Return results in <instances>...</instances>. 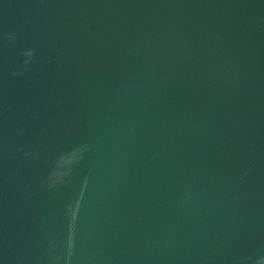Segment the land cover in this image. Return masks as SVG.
Segmentation results:
<instances>
[{
	"label": "water",
	"instance_id": "water-1",
	"mask_svg": "<svg viewBox=\"0 0 264 264\" xmlns=\"http://www.w3.org/2000/svg\"><path fill=\"white\" fill-rule=\"evenodd\" d=\"M0 264H264V0H0Z\"/></svg>",
	"mask_w": 264,
	"mask_h": 264
}]
</instances>
